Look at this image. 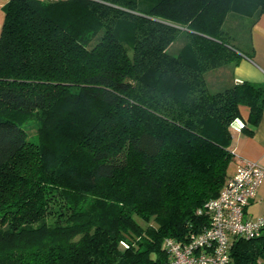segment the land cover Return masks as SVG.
I'll use <instances>...</instances> for the list:
<instances>
[{
    "label": "trees",
    "instance_id": "16d2710c",
    "mask_svg": "<svg viewBox=\"0 0 264 264\" xmlns=\"http://www.w3.org/2000/svg\"><path fill=\"white\" fill-rule=\"evenodd\" d=\"M3 12L0 264H165L166 238L209 224L240 107L253 126L262 115L264 83L211 91L205 73L249 56L223 25L238 14L251 27L264 0H8ZM229 257L264 264V230L234 238Z\"/></svg>",
    "mask_w": 264,
    "mask_h": 264
},
{
    "label": "built area",
    "instance_id": "2783aa9c",
    "mask_svg": "<svg viewBox=\"0 0 264 264\" xmlns=\"http://www.w3.org/2000/svg\"><path fill=\"white\" fill-rule=\"evenodd\" d=\"M264 180V164L242 160L219 194L205 204L209 224L187 241L165 239V264H230L229 248L236 237H254L264 230V214L249 218L245 207Z\"/></svg>",
    "mask_w": 264,
    "mask_h": 264
},
{
    "label": "crops",
    "instance_id": "0c3cea01",
    "mask_svg": "<svg viewBox=\"0 0 264 264\" xmlns=\"http://www.w3.org/2000/svg\"><path fill=\"white\" fill-rule=\"evenodd\" d=\"M7 1L0 0V29L4 17L3 6ZM241 46L249 56L243 54L236 64L228 63L212 69L221 70L219 78L221 76L224 78L221 80L223 84L220 85H230L243 80L264 83V13L260 14L249 28L247 42ZM215 80L218 79L215 78ZM248 113L249 109L241 106L240 117L230 126V150L233 157L227 168L228 178L233 175L242 160L264 164V109H262V115L256 126L248 122ZM244 126L252 131H246ZM262 214H264V180L259 185L255 198L245 207L246 217L254 219Z\"/></svg>",
    "mask_w": 264,
    "mask_h": 264
},
{
    "label": "rangeland",
    "instance_id": "374dc122",
    "mask_svg": "<svg viewBox=\"0 0 264 264\" xmlns=\"http://www.w3.org/2000/svg\"><path fill=\"white\" fill-rule=\"evenodd\" d=\"M249 27L250 18L247 16L241 17L238 14H229L223 25L226 36L230 42L237 46H241L243 43L247 42ZM184 42L185 37L183 35L178 36V38L168 47V51L171 54H176ZM220 71L221 70H210L205 73L206 79L209 80L208 87L211 91H214L216 88H218L217 85L222 86L220 84H223L221 83V80H223L224 76L219 78ZM215 78L218 80H215ZM37 124V121L34 119L28 120L26 123H24V128L29 139L32 141H36Z\"/></svg>",
    "mask_w": 264,
    "mask_h": 264
}]
</instances>
